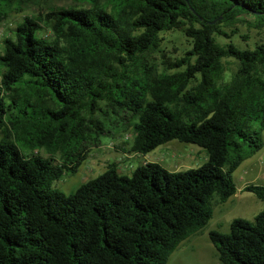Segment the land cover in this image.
I'll use <instances>...</instances> for the list:
<instances>
[{
    "label": "trees",
    "instance_id": "trees-1",
    "mask_svg": "<svg viewBox=\"0 0 264 264\" xmlns=\"http://www.w3.org/2000/svg\"><path fill=\"white\" fill-rule=\"evenodd\" d=\"M21 1L0 0V31ZM75 1L26 15L3 39L0 264H167L209 223L214 199L237 193L233 173L264 146V44L218 40L248 17L264 26V0ZM175 29L192 47L175 71H159L150 55ZM228 57L239 67L226 80ZM103 105L131 114L132 152L176 139L207 160L179 171L147 162L131 175L111 162L64 192L54 181L112 132ZM244 188L264 201V184ZM210 238L224 264H264V208Z\"/></svg>",
    "mask_w": 264,
    "mask_h": 264
},
{
    "label": "rangeland",
    "instance_id": "rangeland-1",
    "mask_svg": "<svg viewBox=\"0 0 264 264\" xmlns=\"http://www.w3.org/2000/svg\"><path fill=\"white\" fill-rule=\"evenodd\" d=\"M105 1V0H104ZM78 4L75 0H25L12 4L6 20L2 22L0 31V53L3 51L5 35H12L10 28H15L26 15L39 16L54 6H69ZM231 37L218 34V40L228 43L233 40L242 48H254L264 44V26L258 25L257 19L248 17L232 27L223 26ZM231 30L236 31L235 34ZM161 47L163 51H156L150 55L151 63L163 71H175L170 66L192 47V38L182 30H170L161 33ZM226 80L237 71L239 63L234 57L224 59ZM2 66L0 65V79ZM106 113L101 117L109 118L111 133L103 137L99 145L93 146L86 160L75 174H64L62 179L54 181L53 185L66 193L75 191L83 182L104 172L111 162L118 164V171L131 175L133 170L147 162H158L170 171L186 170L202 165L208 158L207 151L197 144L172 140L160 145L148 154L131 151L133 137L132 127L129 125L131 114L125 113V120L118 117L105 107ZM120 118V119H119ZM264 137V132H263ZM44 156L47 154L41 152ZM237 185V193L226 202L218 198L213 201L214 213L209 223L198 232L183 240L171 254L167 264H224L219 258V251L210 238V232H229L231 222L236 217L254 220L255 216L264 208V201L253 192L246 191L247 184H264V146L249 156L233 173Z\"/></svg>",
    "mask_w": 264,
    "mask_h": 264
}]
</instances>
